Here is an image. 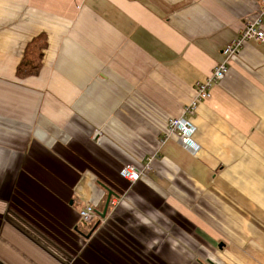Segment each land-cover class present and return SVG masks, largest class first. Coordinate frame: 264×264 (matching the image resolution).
Segmentation results:
<instances>
[{"label":"crops","instance_id":"crops-1","mask_svg":"<svg viewBox=\"0 0 264 264\" xmlns=\"http://www.w3.org/2000/svg\"><path fill=\"white\" fill-rule=\"evenodd\" d=\"M259 2L0 0V264L264 261V39L197 105L195 153L165 134Z\"/></svg>","mask_w":264,"mask_h":264},{"label":"built area","instance_id":"built-area-1","mask_svg":"<svg viewBox=\"0 0 264 264\" xmlns=\"http://www.w3.org/2000/svg\"><path fill=\"white\" fill-rule=\"evenodd\" d=\"M259 4L256 18L244 23L242 28L236 33V36L225 44L221 51L224 56L222 62L214 64L204 83L197 84L192 98L181 108L179 116L169 117L165 122V134L176 136L178 142L192 153H195L198 148L192 139L195 131L192 116L195 113L197 105L210 96V88L224 77L229 62L238 54L244 43L248 41L261 42L264 39L262 26L264 20V0H260ZM93 137L98 138V135L95 133ZM146 169H148V164H127L119 168L118 175L129 187L142 179ZM95 216L94 209L89 204H83L77 213L79 222L87 224L93 222ZM261 264H264V261Z\"/></svg>","mask_w":264,"mask_h":264},{"label":"trees","instance_id":"trees-1","mask_svg":"<svg viewBox=\"0 0 264 264\" xmlns=\"http://www.w3.org/2000/svg\"><path fill=\"white\" fill-rule=\"evenodd\" d=\"M45 44V38L42 34L32 37L26 43L22 57L15 67V75L17 77L24 78L38 73Z\"/></svg>","mask_w":264,"mask_h":264},{"label":"water","instance_id":"water-1","mask_svg":"<svg viewBox=\"0 0 264 264\" xmlns=\"http://www.w3.org/2000/svg\"><path fill=\"white\" fill-rule=\"evenodd\" d=\"M111 195V192H108L107 195H106V198L104 200V203H103V207H102V210L101 212L99 213H96L100 219H102L105 215V212H106V209H107V206H108V203H109V197ZM96 224H98V222H96ZM96 224H94L92 226V228L88 231V233L85 235V237H88L90 235V233L92 232V230L95 228Z\"/></svg>","mask_w":264,"mask_h":264},{"label":"rangeland","instance_id":"rangeland-1","mask_svg":"<svg viewBox=\"0 0 264 264\" xmlns=\"http://www.w3.org/2000/svg\"><path fill=\"white\" fill-rule=\"evenodd\" d=\"M93 224H94V222H91V223H90V225H93Z\"/></svg>","mask_w":264,"mask_h":264}]
</instances>
